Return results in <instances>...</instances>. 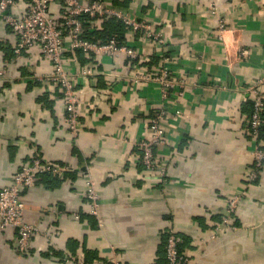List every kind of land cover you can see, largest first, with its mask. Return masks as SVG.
Returning a JSON list of instances; mask_svg holds the SVG:
<instances>
[{
  "label": "crops",
  "instance_id": "crops-1",
  "mask_svg": "<svg viewBox=\"0 0 264 264\" xmlns=\"http://www.w3.org/2000/svg\"><path fill=\"white\" fill-rule=\"evenodd\" d=\"M106 1L151 23L163 42L126 25L123 41L141 64L131 66L125 55L69 53L77 73L86 64L97 72L76 76L77 140L64 120L61 87L37 78L52 72L49 59L39 45L15 53L18 36L0 16V189L34 156L69 167L40 174L22 193L26 217L39 228L28 251L0 219V264H166L172 226L189 264H264V166L257 180L244 179L255 145L249 88L264 92V0ZM27 4L15 0L11 12L23 16ZM51 11L58 15L59 7ZM167 57L187 82L164 98L157 80L134 75L136 66L155 71ZM160 109L167 141L155 153L163 178L145 168L138 145L150 138L149 119ZM260 137L264 142V128ZM88 177L100 192L98 217ZM233 196L240 200L232 224L215 231Z\"/></svg>",
  "mask_w": 264,
  "mask_h": 264
},
{
  "label": "built area",
  "instance_id": "built-area-1",
  "mask_svg": "<svg viewBox=\"0 0 264 264\" xmlns=\"http://www.w3.org/2000/svg\"><path fill=\"white\" fill-rule=\"evenodd\" d=\"M15 0H0V16L11 26L18 36L15 53L21 54L24 48L39 45L43 54L49 59L53 70L37 76L38 80L51 86L61 87L65 104L64 120L69 133L77 140L82 125V99L77 88L76 76L90 77L96 70L88 64L76 72L69 65L70 52L82 50L88 56L94 54H108L114 58L128 56L132 59L139 57L138 51L131 45L116 37L106 41L92 40L85 36V24L91 22L94 27H100L103 18H118L135 30H143L146 36L162 43V34L149 22H143L107 3L106 0H28L26 12L17 16L11 12ZM59 7V14L52 13V6ZM224 22L222 27L224 28ZM166 62L158 69L151 71L147 67H135V81L157 80L161 85L163 97L167 98L174 88L185 87L186 78H177ZM6 69L0 68V76L5 75ZM254 109L250 118L249 134L254 137L252 150V168L246 170L244 179L251 183L257 180L264 166V142L260 131L264 127V92L256 84L250 86ZM166 110L160 109L150 117L152 134L150 138H143L138 142L143 154L141 162L150 174H158L162 178L166 175V167L157 157L155 148L167 141V133L162 126ZM258 138V139H257ZM69 169L48 161L41 156H34L31 161L22 166L14 175L12 182L0 189V219L2 227H13L17 232V246L21 252L31 248L34 235L39 228L26 217V204L22 193L26 188L35 185L38 176L44 173L63 174ZM88 198L91 212L99 216L101 204L100 192L92 177H88ZM240 196H233L228 201L227 212L222 221L215 227V231L228 229L232 224L233 214L237 208ZM183 241L179 232L172 226L169 228L167 243L168 264H189V258L180 252ZM87 264H120L115 258L100 259Z\"/></svg>",
  "mask_w": 264,
  "mask_h": 264
},
{
  "label": "trees",
  "instance_id": "trees-1",
  "mask_svg": "<svg viewBox=\"0 0 264 264\" xmlns=\"http://www.w3.org/2000/svg\"><path fill=\"white\" fill-rule=\"evenodd\" d=\"M85 28H86L85 36L87 38L92 39V40H102V41H106V40H108V39H110L112 37H116L119 40H123L124 39L125 31H126V29L128 27L120 19L103 18L102 24H101L100 27H94L91 22H87L85 24ZM137 59L138 58L133 59V60L130 61L131 66L136 65V63H140V64L142 63L140 60H137ZM252 103H253V101H252ZM253 109H254V105H253ZM253 109H252V112H253ZM263 128L264 127H262V129L260 131V136H261V133L263 131ZM53 174L54 173L48 172V173H44L43 175H45V176L46 175L51 176ZM168 236H169V231H168ZM181 237L183 239V236L182 235H181ZM182 243H183V241L180 243V247H179L180 252H182V250H181V244ZM166 256H167V248H166ZM166 264H168V257H167V263Z\"/></svg>",
  "mask_w": 264,
  "mask_h": 264
}]
</instances>
